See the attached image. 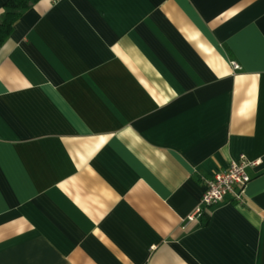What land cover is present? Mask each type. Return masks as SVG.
I'll return each mask as SVG.
<instances>
[{
    "label": "crops",
    "instance_id": "1",
    "mask_svg": "<svg viewBox=\"0 0 264 264\" xmlns=\"http://www.w3.org/2000/svg\"><path fill=\"white\" fill-rule=\"evenodd\" d=\"M240 155L244 203L181 229ZM0 264H264V0L33 3L0 46Z\"/></svg>",
    "mask_w": 264,
    "mask_h": 264
},
{
    "label": "built area",
    "instance_id": "2",
    "mask_svg": "<svg viewBox=\"0 0 264 264\" xmlns=\"http://www.w3.org/2000/svg\"><path fill=\"white\" fill-rule=\"evenodd\" d=\"M232 64L238 68L235 62ZM257 163L258 161H249L244 155H240L237 159L231 160L225 170L209 177H202L204 192L194 212L182 221L181 229L184 230L195 222L204 208L219 203L227 196L234 202L243 204L244 188L249 180L246 168Z\"/></svg>",
    "mask_w": 264,
    "mask_h": 264
},
{
    "label": "trees",
    "instance_id": "3",
    "mask_svg": "<svg viewBox=\"0 0 264 264\" xmlns=\"http://www.w3.org/2000/svg\"><path fill=\"white\" fill-rule=\"evenodd\" d=\"M37 0H7L3 5V11L0 16V46L9 36L14 23L22 14ZM204 212L199 215L202 216Z\"/></svg>",
    "mask_w": 264,
    "mask_h": 264
}]
</instances>
